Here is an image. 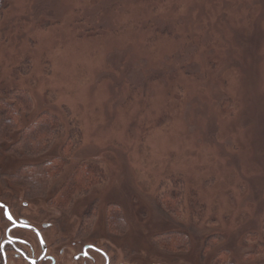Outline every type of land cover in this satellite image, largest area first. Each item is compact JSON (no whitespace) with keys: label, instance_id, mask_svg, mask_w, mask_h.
<instances>
[{"label":"rangeland","instance_id":"obj_1","mask_svg":"<svg viewBox=\"0 0 264 264\" xmlns=\"http://www.w3.org/2000/svg\"><path fill=\"white\" fill-rule=\"evenodd\" d=\"M8 7L0 101L27 92L23 125L50 112L62 126L38 160L23 151L13 162L26 170L65 159L76 132L51 184L58 191L82 162L103 171L88 193L55 199L70 237L131 244L174 264H264V0ZM109 205L126 230L110 228ZM180 233L184 247L171 235Z\"/></svg>","mask_w":264,"mask_h":264},{"label":"flooded vegetation","instance_id":"obj_2","mask_svg":"<svg viewBox=\"0 0 264 264\" xmlns=\"http://www.w3.org/2000/svg\"><path fill=\"white\" fill-rule=\"evenodd\" d=\"M23 151L16 145V134L0 135V264H174L151 258L131 244L125 247L77 236L74 240L64 220L56 219L60 188L57 191L51 184L47 194L41 195V186L28 180L27 171L33 165L25 170L13 162Z\"/></svg>","mask_w":264,"mask_h":264},{"label":"trees","instance_id":"obj_3","mask_svg":"<svg viewBox=\"0 0 264 264\" xmlns=\"http://www.w3.org/2000/svg\"><path fill=\"white\" fill-rule=\"evenodd\" d=\"M9 2L10 0H0V19L9 8ZM9 96L11 98L10 103L8 102ZM4 101L6 103L0 101V135L10 137L14 133L16 134V145L24 150L26 156L33 158L42 156L62 129L59 118L50 112H42L31 123L23 125V115H29L33 109L32 99L28 96V93L20 92L14 96L9 93ZM75 138L76 132L67 139V152L64 151L65 159L54 157L47 163L28 168V180L32 185L41 186V195L48 191L51 181L56 180L69 163L72 152L77 148ZM67 178L68 181L56 194V199H60L63 203L67 201V195L71 190L83 195V193H88L97 182H101L104 177L100 168L82 162L75 167ZM169 199L174 200L175 198L171 197ZM163 206L168 207L166 203ZM108 213L110 228L126 230L123 215L116 205H109ZM171 235L174 236L176 246L184 247V244H189L185 233Z\"/></svg>","mask_w":264,"mask_h":264},{"label":"snow or ice","instance_id":"obj_4","mask_svg":"<svg viewBox=\"0 0 264 264\" xmlns=\"http://www.w3.org/2000/svg\"><path fill=\"white\" fill-rule=\"evenodd\" d=\"M8 217H9V219H11V215H10V213L8 214Z\"/></svg>","mask_w":264,"mask_h":264}]
</instances>
